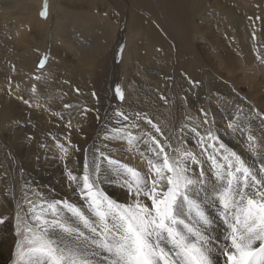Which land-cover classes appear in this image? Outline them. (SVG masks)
<instances>
[{
	"label": "rangeland",
	"instance_id": "rangeland-1",
	"mask_svg": "<svg viewBox=\"0 0 264 264\" xmlns=\"http://www.w3.org/2000/svg\"><path fill=\"white\" fill-rule=\"evenodd\" d=\"M233 1L239 4L238 12L242 13L244 3H240V0ZM253 1L260 4V8L263 9L264 14V0ZM149 3L152 14L145 13L137 8L133 24H129V21L131 22L130 3L120 6L121 18L126 21L125 24L130 33L124 36L125 33H122L124 24L123 20H121L122 22L113 41V51L110 49H105L104 51V54L107 55L106 65L101 64L99 67L101 71L99 73L94 66L88 73L89 76L95 77L101 74L98 88L95 89L93 94L94 98L97 99H95V102L98 101L96 102V110L93 115L95 116L97 113L98 115L95 116L96 118L89 117L91 122L89 127H86L81 119L74 117L72 112L70 113V110H68L70 107L68 103L66 104V99L72 91L66 87L61 89L60 81L54 78V75L63 71L64 68L62 67H60L61 69L54 67L53 73L38 74L34 79L28 80L27 84L23 82V85L27 86L28 91L23 90L17 93V99H13L17 106L12 102V97L8 99L10 96H7V101L0 99V219L3 220L0 223V264H14L16 260V243L24 238L25 233L23 231L17 235V214L35 223L30 208L35 209V214L42 215V219H51L50 210L47 208L49 203L67 201L78 207L82 205L88 206V201L81 196L80 187L82 185L85 165L87 164L91 168L94 159L97 163H102L94 191L98 190L105 195V191L109 187L106 186L108 184L101 183L99 177L106 176V174H122L121 172H126L122 165L138 170L143 176L153 178L154 174L150 173L148 161L152 159L156 162L154 152L152 151L154 140L164 146V150L168 153L170 160H181L184 153H193L196 160H201L205 154H209L212 151L210 145L220 153L228 154L225 149L232 150L228 144L223 143L221 139L219 144H215L213 140L216 135L220 138L218 133L215 132L217 129L223 128L225 131L230 132L233 121L228 119L229 121H226L223 127L216 126L214 129L211 115L213 107L218 108V110H224L232 106H225L227 100L233 105L245 106L256 115H262L261 117L264 120V105L257 98L264 93V87L255 85L258 80V75H255V69L258 66L257 61L259 60L256 55L257 53L251 50L252 53L248 54L244 49L238 50L237 61L239 69H237V72L243 75V79L238 82L234 77L224 73V70L219 68L217 65L218 58L213 55L210 46L205 45L207 43L206 38L200 41L197 36H194L187 30L184 20H177L168 16V12L165 11L158 0H149ZM143 10L150 12L149 9ZM138 14L142 18H146V21L150 24L160 25L159 32L160 34L163 32L164 37L162 39L167 51L164 57L151 53V58L140 60L143 64H139V70L135 69L137 66L135 67V65L128 63L130 59L128 61L125 60L127 48L124 43V40L129 42L131 39L140 42L144 37L145 33L143 32L142 25L137 21ZM201 14H204V12ZM50 17L49 25L52 24L54 15ZM218 17L221 18V16ZM41 18L43 19L44 17ZM205 18V21H212V24H209V26L213 30V33L215 32L214 29L224 25L223 21H220L221 23L217 21L214 24V17H210L209 14H205ZM186 19H189V17L187 16ZM195 20L198 21V19ZM148 22L145 23V26ZM244 24L240 29L236 28L235 38L237 42H241V45L248 47L253 38L251 35L252 28L257 26L255 39L260 44L263 41L261 46H264V22L260 21V28L258 25L253 27L251 19L250 21L246 19ZM236 26L237 24H235ZM205 30L209 31L206 32L208 35H212L210 30ZM40 53L39 57L42 58L44 50H41ZM111 54L112 57L109 60L108 57ZM184 54L187 57L191 56L192 60H196L197 69L191 66L187 67L186 71L182 73L178 71L177 67H179L180 59H183ZM125 63L129 64L128 67ZM131 66L135 68L131 69ZM147 72L148 76H146ZM9 73L8 70L3 71L4 75H9ZM51 74H53V78L52 76L48 78ZM137 78L140 79L138 80ZM49 79H53V84L55 85H52ZM54 79H57L55 80L56 82ZM182 80L186 82L185 85L182 84ZM209 82L211 88L208 90L207 83L209 84ZM117 87L120 89L122 99L116 93ZM205 88L208 91H205ZM8 90L11 94L12 89ZM192 91L196 94L194 95ZM93 96L91 97L93 98ZM199 96L206 97L200 98ZM203 99L208 105L207 108L202 107ZM25 101H28V103H25ZM11 106L12 108H10ZM194 108L195 111L192 112H195L194 114H196L197 118L201 116L202 111L207 109L206 125L209 126L208 129L211 136L208 135V132H202L199 127L188 121L191 116L189 110H194ZM9 109L11 112L13 109H16L17 116H12L11 119L5 117L10 115ZM120 113H123V115H119ZM1 115H4L3 118H7V120H3ZM124 117H127V119H124ZM8 120L12 121L8 122ZM263 120L258 123V126L255 124L257 122H252L249 119L242 124L243 127L239 130V134L248 135L256 132L255 130L264 128ZM174 123L178 126H175ZM85 130L88 133H85ZM130 133H136V137L142 136L143 140L137 145L132 144L130 139H125ZM75 142L79 144H75ZM221 144L225 149L221 148ZM249 145L250 143H246L247 147ZM263 145H260L259 149H264ZM102 152L106 153L103 154ZM107 158L108 160H106ZM109 160L116 161L117 163H109ZM98 161H101V163ZM262 161H264V151L259 154L258 166L261 167L260 163ZM77 164L81 166L80 172L77 171ZM201 172H203L204 176L206 170L202 166L198 171H188V176L192 180L197 181L202 177ZM69 173L78 178L76 182L70 180ZM65 181L67 184H64ZM125 191L127 192L126 200L119 203H132L128 188H125ZM55 196L59 197L55 198ZM141 199L145 203L151 204L150 200H145L143 197ZM8 202L9 204H7ZM58 209L61 210V218L70 216V213L65 211L66 208H64L63 203L58 206ZM9 221L11 222L10 229L8 227ZM9 230L12 233V240L9 249H7L5 238ZM4 249H6L7 253Z\"/></svg>",
	"mask_w": 264,
	"mask_h": 264
},
{
	"label": "bare ground",
	"instance_id": "bare-ground-1",
	"mask_svg": "<svg viewBox=\"0 0 264 264\" xmlns=\"http://www.w3.org/2000/svg\"><path fill=\"white\" fill-rule=\"evenodd\" d=\"M245 1L240 0V3H244V7L243 12L239 13V4L237 2L235 3L233 0H158V2L165 9V11L168 12V16H171L177 20H184L186 23L187 30L194 36H197L200 41L205 40L206 38L207 43L205 45H209L210 49L213 52V55L218 58L217 65L219 66V68L221 70H224V73L234 77L236 81L239 82L241 79H243V75L237 72V69H239V64L237 61L238 50L244 49L248 54L252 53L251 50L256 52V55L259 60H256L258 62V66L255 69V75H258V80L255 85L264 87V46H261L263 44L262 40L260 44L255 39V35H257V26L254 27L255 25H258V27L260 28V21L262 20L264 22L263 9L260 8L259 3H256L253 0ZM46 3L48 7V14L46 18L42 19L40 12L43 10L45 0H0V99L6 100L8 98L7 96H10L8 99L12 97V102L16 105L13 99H17V93H20L23 90L28 91L27 86L25 87V85H23V82L27 84L28 80L34 79L35 77H37L38 74L53 73L54 67H57L58 69L62 67L64 68L63 71L59 72V74L54 75V78H57L60 81L61 89H64L66 87L68 90L72 91L69 94V97L66 99V104L68 103V106L70 107L68 110H70V113L72 112L74 117L81 119L86 127H89L91 125L89 117H95L98 115V113L95 116L93 115L96 110V102H98H95L96 98H94L93 94L95 92V89L98 88L101 74L95 77L91 75L89 76L88 73L93 66L97 69V72L99 73L101 71L99 69L101 64L106 65L105 61L107 60V55L104 54V51L105 49L112 50L113 41L117 34L119 25L122 22L121 20H123L124 24V30L122 32L125 33L124 36L130 33V30L127 29V26L125 24L126 21L121 18L122 14L120 6H122L123 4L130 3V20L132 23L129 21V24H133L137 8L138 10H142L145 13L152 14V9L149 0H46ZM143 9H149L150 12H147ZM203 12L204 14H201ZM139 14L137 15V21L140 25H142L143 32L145 33L144 37L141 39L140 42L135 41L133 39H131L129 42L124 40V43L127 48L125 52V60L128 61L130 59L128 63L130 65H135V67L137 66V68L132 66L130 68H135L138 70L139 64H143L140 60H143L145 58H151V53L164 57L165 52H167L165 50L162 39V37H164L163 32L162 34H160L159 32V29L161 28L160 25H155L152 23L150 24L148 21H146V18H142ZM205 14H209L210 17H214V24L217 21H219V23H221L220 21H223L224 25H221V27L219 26L217 29H214L215 32L213 33V30L209 26V24H212V21H205ZM51 15H54V19L52 20V24L49 25ZM187 16L189 17V19H186ZM218 16H221V18H219ZM195 19H198V21H196ZM246 19H248L249 21L251 19L253 23L252 26L254 27L252 28L251 32L253 38L250 42V45L248 44V47L246 45H241V42H237V39L235 38L236 28L240 29ZM146 22H148V24H146L145 26ZM235 24H237L236 27ZM205 29L210 30V33L212 35H208L206 32L209 31H206ZM41 50H44V54L42 53V58L39 57L41 55ZM179 51L181 52V50ZM111 57L112 54L108 57L109 60L111 59ZM42 59L45 60L44 67H40V61ZM196 63L197 62L195 59L192 60L191 56L187 57L184 54L183 59H180L179 67H177V65L176 67L178 68V71L182 73L186 71L187 67L192 66L193 68L195 67L197 69ZM129 64L125 63L127 67ZM4 70H8L11 74L9 73V75H4ZM51 76L53 78V74L49 75L48 78ZM146 76H148V72ZM36 79L38 80V78ZM57 79H54V81ZM49 81L52 85H55L53 84V79H49ZM185 83V81L182 82V84L184 85ZM4 85L8 86L4 87ZM207 87H209L208 90L211 88L210 82L209 84L207 83ZM10 88L12 89L11 94L8 90ZM204 90L208 91L206 88ZM91 96H93V98ZM257 98L258 100H260V103L264 105V93ZM227 105L232 106H229L224 110H218V108L213 107V110L211 112L214 129L216 126L223 127V125H225V122L229 121L228 119L233 121V125L230 129V132L225 131L223 128L215 130V132L218 133L220 138L217 135L214 136L213 143L215 142V144H219L221 139L223 143L228 144L232 148V150L227 151L228 154L229 152H235L237 155L241 156V158L245 161L246 165L249 166L255 172L257 178L259 179L264 176V174L260 172L261 167L257 164V162L259 161V154L264 151V149H259L260 145L264 144V128L258 130L254 129L256 132L248 135L239 134V130L242 129V124L247 122L249 119L252 122H257L255 124L258 125V123L263 120V118L261 117L262 115L260 116L259 114H254L245 106L242 107L237 104L233 105L228 100L226 101L225 106ZM12 106L10 108H12ZM202 107H208L205 100L202 103ZM15 110L16 109H13V111L11 112V110L9 109L10 115L8 114L9 116L5 117L11 119L12 116H17V112ZM192 111H195V108L194 110H189L191 116L189 117L188 121L191 122L193 125L199 127L202 132L210 133L208 129L209 126H207V123H205V120L207 121V109L205 111H202L201 116L199 118H197L196 114H194L195 112ZM3 116L1 115L2 118ZM7 118H3V120L6 121ZM11 121L12 120H8V122ZM176 125L177 124H175V126ZM86 132L87 131L85 130V133ZM250 136L253 138L251 141L249 140ZM125 139H130V142L132 144L137 145L140 143V141L143 140V137H136V133H130L129 136ZM78 141L80 142V140ZM77 143L75 142V144ZM246 143H250V145L247 147ZM213 148L214 147L210 145V149L212 151L209 152V154H205V156L201 160H197L199 163H193L190 158H187L184 155L185 153L183 154L184 156L182 155L181 160L187 163L189 171H198L201 166L204 167L206 170L204 176L197 180L198 184L196 186L195 191L190 194V199L191 201L197 202L201 205V210L205 213V215H207V217L211 221V224L207 227L206 231H204V235L210 242L209 248L210 259L212 260V264H227V257L223 255V248L225 243L227 242L225 238L228 235L229 229L224 223V220L221 216V208L219 206L218 201V192L219 190H221V181L217 180L216 166L213 164V161L209 159V157L215 156L219 163H224L221 157L228 154H222L215 148ZM221 148L225 149L224 147ZM130 151L132 150L130 149ZM106 160H108V158ZM98 162L101 163V161ZM113 163L115 164L117 162L114 161ZM76 168L78 172L81 171V166L79 164L76 165ZM121 173L122 174H106V176L101 175L102 177H99L101 183L108 184L106 186H108L109 188H107L105 191L107 196L118 203L124 202L126 200L127 192L125 191V188L127 187L125 185V181L126 179H132L131 175L127 172ZM64 184H67V182L65 181ZM115 184L116 186L114 187ZM121 185L124 188L120 187ZM63 192L65 193L64 190ZM57 197L59 196H55V198ZM7 204H9V202ZM80 207L86 215H88L91 219H95V217H93L90 213L88 206L82 205ZM182 212V218H184L186 222L191 223L193 227H198L196 222L199 217L196 215V208L193 207L191 203H185ZM8 225L10 229V221L8 222ZM82 230L87 231L83 228ZM5 240L7 241L6 247L7 249H9L12 240V233L10 232V230L9 233H7V237L5 238ZM71 242L72 238L65 240V243ZM4 250L6 251V249ZM95 251L96 255L93 258L92 264H107L106 256L103 255L99 249H96ZM89 255H92L91 251L89 252Z\"/></svg>",
	"mask_w": 264,
	"mask_h": 264
},
{
	"label": "snow or ice",
	"instance_id": "snow-or-ice-1",
	"mask_svg": "<svg viewBox=\"0 0 264 264\" xmlns=\"http://www.w3.org/2000/svg\"><path fill=\"white\" fill-rule=\"evenodd\" d=\"M47 14L45 0L40 15L46 18ZM44 63L42 59L40 67ZM116 93L123 98L119 87ZM252 139L250 136L249 140ZM154 145L156 162L148 161L153 178L122 166L132 177L125 181L132 203L121 204L94 191L100 172V164L94 159L91 168L85 165L80 192L95 219L67 201L47 205L51 219H42L34 208L30 211L35 223L17 214V235L21 231L25 235L16 243L14 264H92L96 249L106 256L107 264H212L210 242L204 235L211 221L201 205L190 199L198 182L188 176L185 161L170 160L164 146L155 140ZM184 155L199 163L193 153ZM209 159L216 166L217 180L221 181L218 201L229 229L223 248L227 264H264V176L258 179L235 152L222 156L224 163H219L215 156ZM260 172L264 173V161ZM69 178L73 182L78 179L70 173ZM142 197L151 204L145 203ZM61 203L70 216L60 217L58 205ZM185 203L196 208L198 227L182 218ZM69 238L72 242L65 243Z\"/></svg>",
	"mask_w": 264,
	"mask_h": 264
}]
</instances>
